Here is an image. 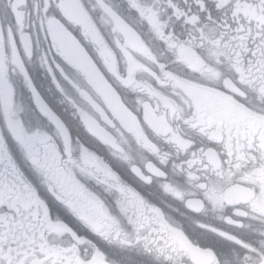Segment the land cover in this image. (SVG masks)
Here are the masks:
<instances>
[{
	"label": "snow or ice",
	"instance_id": "1",
	"mask_svg": "<svg viewBox=\"0 0 264 264\" xmlns=\"http://www.w3.org/2000/svg\"><path fill=\"white\" fill-rule=\"evenodd\" d=\"M108 246L264 264V0H0V264Z\"/></svg>",
	"mask_w": 264,
	"mask_h": 264
},
{
	"label": "flooded vegetation",
	"instance_id": "2",
	"mask_svg": "<svg viewBox=\"0 0 264 264\" xmlns=\"http://www.w3.org/2000/svg\"><path fill=\"white\" fill-rule=\"evenodd\" d=\"M20 98L25 102H28L26 93H24V95ZM201 102L203 103L204 101ZM25 125L29 131H32L37 127L36 123L34 121H29L27 117H25ZM211 222L216 223V221ZM106 254L109 255V258L111 260L115 261V264H125V262H130V264H154L152 257L134 248L122 249L118 248L117 246H108V251L106 252Z\"/></svg>",
	"mask_w": 264,
	"mask_h": 264
}]
</instances>
